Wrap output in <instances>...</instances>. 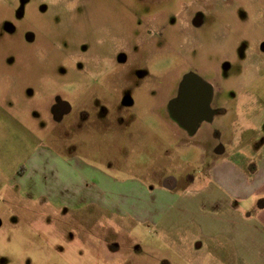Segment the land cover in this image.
<instances>
[{
    "label": "rangeland",
    "instance_id": "rangeland-1",
    "mask_svg": "<svg viewBox=\"0 0 264 264\" xmlns=\"http://www.w3.org/2000/svg\"><path fill=\"white\" fill-rule=\"evenodd\" d=\"M188 76L213 87L212 118L195 129L174 103ZM254 117L264 121V0H0V264H264L222 193H206L220 145L260 147ZM42 149L103 185L173 178L197 194L176 201L173 229L58 205L17 179Z\"/></svg>",
    "mask_w": 264,
    "mask_h": 264
},
{
    "label": "crops",
    "instance_id": "crops-1",
    "mask_svg": "<svg viewBox=\"0 0 264 264\" xmlns=\"http://www.w3.org/2000/svg\"><path fill=\"white\" fill-rule=\"evenodd\" d=\"M262 122L258 117L249 122L260 136H264ZM218 154L226 158L208 169L207 179L211 186L207 187L206 193L211 197L222 193L228 202L227 208L247 232L244 243L264 246V140L257 150L247 147L227 154L224 147ZM86 170L89 169L81 160H64L58 154L42 149L28 159L17 179L22 189L36 198H45L58 205L111 207L138 222H150L169 229L183 225L168 219L176 201L197 194L190 187L180 193V182L173 178H166L157 186H146L134 180H109L103 185L100 180L85 175ZM189 212L181 210V214ZM186 222H193V218Z\"/></svg>",
    "mask_w": 264,
    "mask_h": 264
},
{
    "label": "flooded vegetation",
    "instance_id": "flooded-vegetation-1",
    "mask_svg": "<svg viewBox=\"0 0 264 264\" xmlns=\"http://www.w3.org/2000/svg\"><path fill=\"white\" fill-rule=\"evenodd\" d=\"M5 29L8 33H14L16 31V25L14 23L6 21ZM24 35L27 42L35 43V34L28 30ZM212 89L213 87L210 83L205 86L197 83L196 81L188 82L185 84L183 81L179 91V96L174 103L179 113L181 111L182 114L186 117V120L189 121L190 126L194 125V122H197V125L195 126V128H197L201 120L212 118ZM62 108L65 111L69 110V106L65 102H62ZM183 124L188 128V125H186L185 123ZM221 148L222 145H220L218 149ZM127 264H132V262H127Z\"/></svg>",
    "mask_w": 264,
    "mask_h": 264
},
{
    "label": "water",
    "instance_id": "water-1",
    "mask_svg": "<svg viewBox=\"0 0 264 264\" xmlns=\"http://www.w3.org/2000/svg\"><path fill=\"white\" fill-rule=\"evenodd\" d=\"M193 81H196L197 83H200V84L205 85V86L208 85V83L206 81H204V80H202V79H200L198 77H195V76L186 77L185 80H184V84L188 83V82H193ZM177 116L183 123L188 125V128L195 129V126L197 125V122H194V125L190 126L189 125V121H187L186 117L182 114V112L180 111V113H179L178 110H177ZM198 121H200V120H198ZM223 151H224V146H222L221 149H217V153H222Z\"/></svg>",
    "mask_w": 264,
    "mask_h": 264
}]
</instances>
